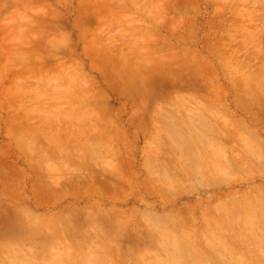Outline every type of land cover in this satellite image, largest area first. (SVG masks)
<instances>
[{"label": "rangeland", "instance_id": "obj_1", "mask_svg": "<svg viewBox=\"0 0 264 264\" xmlns=\"http://www.w3.org/2000/svg\"><path fill=\"white\" fill-rule=\"evenodd\" d=\"M244 1L0 0V264H171L166 230L193 240L178 264H264V0Z\"/></svg>", "mask_w": 264, "mask_h": 264}, {"label": "bare ground", "instance_id": "obj_2", "mask_svg": "<svg viewBox=\"0 0 264 264\" xmlns=\"http://www.w3.org/2000/svg\"><path fill=\"white\" fill-rule=\"evenodd\" d=\"M243 1H244V0H242V2H243ZM242 2H241V3H242ZM244 2H245V1H244ZM247 3H248V2H247ZM239 14H240V13H239ZM240 15H241V14H240ZM240 15H239V16H240ZM243 15H245V14H242L241 16H243ZM247 15H248V13H247ZM250 15H251V14H250ZM248 16H249V15H248ZM248 16H245V17H248ZM243 17H244V16H243ZM243 17H242V18H243ZM249 17H250V16H249ZM249 17H248V18H249ZM252 17H253V16H252ZM248 18H247V19H248ZM254 18H255V16H254ZM254 18H252V20H254ZM243 19H244V18H243ZM249 19H250V21H251V18H249ZM215 21H216V20H215ZM214 23H215V22H214ZM260 32H261V31H260ZM261 33H262V32H261ZM209 37H210V36H209ZM207 38H208V37H207ZM177 40H178V39H177ZM180 41H181V40H180ZM23 47H24V45L22 46V48H23ZM208 48H209V47H208ZM260 49H261V48H260ZM26 50H27V48H26ZM206 50H207V48H206ZM29 51H30V49H29ZM259 51H260V50H259ZM24 52H25V51H24ZM26 53H27V51H26ZM189 53H190V52H189ZM193 53H194V52H193ZM260 53H261V52H258L257 54H260ZM186 54H187V53H185L184 56H185ZM21 55H22V54H21ZM21 55H20V56H21ZM23 55H24V54H23ZM260 55H261V54H260ZM25 56H26V54H25ZM184 56H183V57H184ZM187 56H188V54H187ZM193 56H194V55H193ZM252 56H254V55H252ZM26 57H28V56H26ZM203 58H204V57H203ZM203 58L200 57L201 60H202ZM259 58H260V57H259ZM22 59H23V60H21V57H20L21 62L26 61L25 57H24V58L22 57ZM28 59H30V58L28 57ZM181 59H182L181 63L184 62V61H183V58H181ZM187 59H188V57L186 58V60H187ZM192 59H193V58H192ZM192 59H191V60H192ZM249 59H252V58H249ZM249 59H247V60H249ZM255 59H256V57L253 58V60H255ZM184 60H185V58H184ZM188 60H189V59H188ZM193 60H196V59H193ZM205 60H206V59H205ZM253 60H252V61H253ZM256 60H257V59H256ZM258 60H259V59H258ZM198 61H199V60H198ZM250 61H251V60H250ZM252 61H251V62H252ZM260 61H261V59H260ZM262 61H263V63H264V60H262ZM29 62H31V61H29ZM186 62H187V61H186ZM189 62H190V60H189ZM189 62H187V63H189ZM258 62H259V61H258ZM258 62H257V63H258ZM196 63H197V62H196ZM248 63H250V62H248ZM252 63H253V62H252ZM24 64H25V63H24ZM27 64H28V63H27ZM30 64H32V63H30ZM182 64H183V63H182ZM189 64H190V63H189ZM189 64H187V65H189ZM198 64H199V63H198ZM198 64H197V66H198ZM200 64H202V62H201ZM205 64H206V63H205ZM205 64H203V65H205ZM190 65H191V64H190ZM192 65H194V64H192ZM203 65H202V66H203ZM208 65H209V64H208ZM257 65H258V64H257ZM261 65H262V64H261ZM248 66H249V64H248ZM248 66H247V67H248ZM254 66H255V65H254ZM263 66H264V65H263ZM21 67H22V65H21ZM179 67H180V66H179ZM190 67L192 68V66H190ZM193 67H196V65L193 66ZM198 67L200 68L201 66H198ZM212 67H213V65H212ZM180 68H181V67H180ZM188 68H189V67H188ZM199 68H196V69H199ZM210 68H211V65H210ZM18 69H19V68H18ZM22 69H23V67H22ZM22 69H21V70H22ZM27 69H29V68H27ZM184 69H186V68H184ZM192 69H194V68H192ZM258 69L260 70L261 68H258ZM176 70H177V69H176ZM210 70H211V69H210ZM262 70H263V68H262L260 71H262ZM194 71H195V70H194ZM198 71H199V70H198ZM206 71H207V67H206ZM208 71H209V70H208ZM263 71H264V70H263ZM263 71H262V72H263ZM204 72H205V70H204ZM209 72H210V71H209ZM262 72H261V73H262ZM190 73H191V72H190ZM195 73H196V72H195ZM206 73H207V72H206ZM261 73H260V74H261ZM263 73H264V72H263ZM200 74H201V72H200ZM200 74H199V75H200ZM211 74H212V73H211ZM209 76H210V75H209ZM258 76H259V75H258ZM262 76H263V75H262ZM202 77H203V76H202ZM204 77H205V76H204ZM252 77H257V75H256V76H253V75H252ZM191 78H194V77H191ZM191 78H190V79H191ZM205 78H206V77H205ZM249 78H250V77H249ZM185 79H188V78H185ZM259 79H261V78H259ZM201 80H204V79H201ZM262 80H263V78H262L260 81H262ZM181 81H182V80H181ZM187 81H188V80H187ZM191 81H192V79H191ZM207 81L210 82L211 79H210V80H207ZM252 81H253V80H252ZM183 82H184V81H183ZM262 82H264V81H262ZM176 83H177V82H176ZM202 83H205V81H203ZM183 84H184V83H183ZM207 84H208V83H207ZM183 86H184V85H183ZM178 88H179V87H178ZM259 112H260V111H259ZM99 114H100V113H99ZM103 114H104V113H103ZM260 114H261V112H260ZM256 115H257V114H256ZM263 115H264V114H263ZM100 116H101V115H100ZM99 119H100V118H99ZM101 119H102V118H101ZM101 119H100V120H101ZM100 122H101V121H100ZM60 124H61V123H60ZM61 125H62V124H61ZM103 126H104V125H103ZM57 127H58V126H57ZM93 127H94V126H93ZM54 128H55V127H54ZM54 128H53V129H54ZM64 128H65V127H64ZM90 129H91V128H90ZM90 129H89V130H90ZM94 129H96V128H94ZM97 129H98V128H97ZM99 129H100V128H99ZM115 129H116V128H115ZM59 131H60V130H59ZM85 131H86V130H85ZM85 131H84V132H85ZM87 131H88V130H87ZM87 131H86V132H87ZM95 131H96V130H95ZM120 131H121V130H120ZM47 132H48V131H47ZM44 133H46V132H44ZM93 133H94V132H93ZM97 133H98V132L96 131V134H97ZM101 133H103V132H101ZM114 133H115V132H114ZM42 134H43V132H42ZM81 134H82V133H81ZM81 134H80V135H81ZM111 134H112V133H111ZM80 135H79V136H80ZM85 135H86V133H85ZM93 135H94V134H93ZM112 135H113V134H112ZM95 136H96V135H95ZM96 137H97V136H96ZM9 161H10V160H9ZM4 162H5V161H4ZM6 164H7V163H6ZM6 166H8V165H6ZM37 184H38V183H37ZM246 216H247V214H246ZM216 225H218V224H216ZM216 229H217V228H216ZM242 230H243V229H242ZM230 232H231V231H230ZM232 232H233V230H232ZM232 232H231V233H232ZM241 232H242V231H241ZM186 234H187V233H186ZM188 234H189V233H188ZM215 234H216V233H215ZM215 234H214V235H215ZM235 234H236V233H235ZM235 234H233V235L231 234V236L235 237V236L237 235V234H236V235H235ZM81 235H82V234H81ZM160 235H161V237H160L159 239H161V241L163 242V245L165 246L164 248H167V249H164V251L167 250V252H165V254L168 253L169 257H167V260L170 259V261L172 262L171 264L182 263V261L184 260L183 258H180V257H179V256H181V255H179V254H181V252H180V251H181V250H180V247H181V246H180V245H183V244H184V246L186 247V245H187L186 243H189V244L187 245V249L189 248L188 250H190V249L194 246V244H192V243H193V242H192L193 240H192L191 237H189V236H187V235H185V236H180L175 230H166V231H164L163 233H161ZM189 235H190V234H189ZM212 235H213V234H212ZM214 235H213V236H214ZM234 235H235V236H234ZM240 235H241V233H240ZM190 236H191V235H190ZM207 236H208V235H207ZM210 236H211V235H210ZM216 236H217V234H216ZM238 236H239V235H237V237H238ZM243 236H244V235H243ZM208 237H209V236H208ZM219 237H220V236H219ZM233 237H232V238H233ZM203 238H205V237H203ZM244 238H245V237H244ZM256 238H257V237H256ZM207 239L209 240V238H207ZM211 239H213V238H211ZM238 239H240V238L238 237ZM241 239H243V237H242ZM254 239H255V238H254ZM259 239H260V238H259ZM259 239H256V240L258 241L257 244H258L259 247H261V249H263V248H262V247H264V246H262L263 243H262V242H259ZM204 240H205V239H204ZM220 240H221V242H222V238H221ZM234 240H235V242H236V239H234ZM260 240H261V239H260ZM218 241H219V240H218ZM239 241H240V240H239ZM239 241H238V242H239ZM261 241H262V240H261ZM184 242H186V243H184ZM210 242H211V241H210ZM219 242H220V241H219ZM242 242H243V241H242ZM207 243L209 244L208 241H207ZM224 243H225V242H224ZM224 243L222 242V244H224ZM236 243H237V242H236ZM240 243H241V242H240ZM243 243H245V242H243ZM159 244H160V243H159ZM161 244H162V243H161ZM161 244H160V246H162ZM185 244H186V245H185ZM227 244H228V242H227ZM229 244H230V241H229ZM229 244H228V245H229ZM232 244H235L234 241H233ZM232 244H230V246H227L226 243H225L224 246H226V249H227V247H230V248H231ZM246 244H247V241H246ZM259 244H261V246H260ZM195 245H196V244H195ZM237 245H240V244H237ZM237 245H236V246H237ZM241 245H243V244H241ZM244 245H245V244H244ZM244 245H243V246H244ZM233 246H235V245H233ZM158 247H159V246H158ZM212 247H213V245L211 246V248H212ZM240 247H241V246H240ZM220 248H221V247H220ZM230 248H229V250H230ZM243 248H244V247H243ZM245 248H246V247H245ZM178 249H179L180 251H179ZM193 249L195 250V248H193ZM193 249H191V251H190L191 253L194 252ZM212 249L214 250V248H212ZM215 249H216V248H215ZM231 249H232V248H231ZM235 249H236V247L233 248L232 251L235 250ZM241 249H242V248H241ZM242 250H243V249H242ZM232 251H230V252H232ZM246 251H247V250H246ZM246 251L243 250V252H245V253H246ZM253 252H255V251H253ZM191 253H190V254H191ZM249 253L251 254V251H250ZM263 253H264V251H263ZM247 254H248V253H247ZM250 254H248V255H250ZM254 254H255V253H254ZM248 255H247V256H248ZM177 256L179 257V260H180L181 262L178 260ZM255 256H256V255H255ZM255 256H253V257H255ZM144 257H145V256H144ZM189 257H190V256H189ZM251 257H252V256H251ZM253 257H252V258H253ZM192 258H193V257H192V254H191V259H192ZM195 258H196V259H194V258H193V259L196 260V261L193 260V262L196 263V262L199 261V260H197V259H198L197 257H195ZM255 258H256V257H255ZM144 259H145V258H144ZM191 259L188 258V260H191ZM258 259H259V258H258ZM258 259H256V260H258ZM208 260H209V259H208ZM256 260H254V261H256ZM145 261H146V260H145ZM206 261H207V260H205V262H206ZM156 262H158L159 264H167L169 261H168V262H167V261L165 262V261H163L162 259L156 258ZM184 262H185V261H184ZM184 262H183V263H184ZM189 262H190V261H189ZM191 262H192V261H191ZM193 262H192V263H193ZM220 262H221V261H219V263H220ZM262 262H263V259H262V261L260 260V263H262ZM192 263H191V264H192ZM206 263L210 264V261H208V262H206ZM211 263H212V262H211ZM221 263H222V262H221ZM223 263H224V261H223ZM226 263H227V262H225L224 264H226ZM263 263H264V262H263ZM189 264H190V263H189ZM193 264H194V263H193Z\"/></svg>", "mask_w": 264, "mask_h": 264}]
</instances>
